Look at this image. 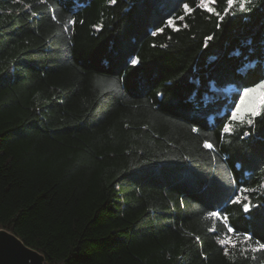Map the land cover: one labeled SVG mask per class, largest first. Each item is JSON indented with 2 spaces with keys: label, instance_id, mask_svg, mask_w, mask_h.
<instances>
[{
  "label": "trees",
  "instance_id": "obj_1",
  "mask_svg": "<svg viewBox=\"0 0 264 264\" xmlns=\"http://www.w3.org/2000/svg\"><path fill=\"white\" fill-rule=\"evenodd\" d=\"M198 2L0 0V228L46 264H264V0Z\"/></svg>",
  "mask_w": 264,
  "mask_h": 264
},
{
  "label": "snow or ice",
  "instance_id": "obj_2",
  "mask_svg": "<svg viewBox=\"0 0 264 264\" xmlns=\"http://www.w3.org/2000/svg\"><path fill=\"white\" fill-rule=\"evenodd\" d=\"M110 2L113 3V4H115L116 0H110ZM214 2H215V0H199V2L197 4V7L201 8V9H204V10H206L209 13H213V12H215V9L213 7H211L210 4H212ZM234 2H235V0H227L228 7L224 10V15H227L228 14V12L232 8V5L234 4ZM245 3H251V0H242V2L240 4L241 10H247L245 8ZM182 7H183V12L185 14H188V13H190V12L193 11V9L189 7V4L187 2H184L183 5H182ZM32 14L35 15L36 13L33 12ZM215 14L221 20L224 18V15H221L219 12H215ZM178 19L183 20L184 17L183 16H180V17H178ZM69 23H75V21L70 20ZM168 24L169 25L173 24V20L170 19L168 21ZM185 27H186V25H185ZM160 31H163V29H160ZM155 34L156 33L154 32L153 35H155ZM209 39H211V37H209ZM137 62L138 61L136 59H133L131 61L132 64H136ZM257 91H261V96H262V98H264V80H262L259 84H257L256 86H254L252 88H245L243 90V95L245 97H247V96H249V95H251L253 93H256ZM241 103H243V101H241ZM240 111H241L240 108L238 106H236V111L232 112V119L233 120L237 119V113L240 112ZM258 114L259 113L255 109H252L251 112H250V115L251 116H255V115H258ZM248 123L249 124L252 123L251 119L248 120ZM193 130L194 131H197V129H193ZM232 131H233V125H232L231 122L225 123L223 125L222 132L224 134L230 135L232 133ZM204 147L205 148H208V149L214 150V146L211 143H209L208 141H205ZM238 191H239L240 195H237L232 200V203H241V207L243 209V212H248L249 211L250 204L248 202H242L241 201V195L243 193L256 191V189L243 188V189H239ZM247 199L248 198L245 196L244 197V200L247 201ZM209 216L210 217H219L220 214L217 213V212H210L209 213ZM222 219L225 220V221L227 220L226 217H222ZM225 231L226 232H233V228L231 226H227L225 228ZM244 239H245V241H247V240H251L252 237L250 235L245 234L244 235ZM255 243L257 245V247L254 249L255 251L264 250V243H261L260 241H256ZM235 246H236L235 244L232 245V247H235Z\"/></svg>",
  "mask_w": 264,
  "mask_h": 264
},
{
  "label": "water",
  "instance_id": "obj_3",
  "mask_svg": "<svg viewBox=\"0 0 264 264\" xmlns=\"http://www.w3.org/2000/svg\"><path fill=\"white\" fill-rule=\"evenodd\" d=\"M0 264H46V258L14 233L0 228Z\"/></svg>",
  "mask_w": 264,
  "mask_h": 264
},
{
  "label": "rangeland",
  "instance_id": "obj_4",
  "mask_svg": "<svg viewBox=\"0 0 264 264\" xmlns=\"http://www.w3.org/2000/svg\"><path fill=\"white\" fill-rule=\"evenodd\" d=\"M231 89H233L232 86L228 87L226 90L229 91ZM241 101H243V103H241ZM263 103L264 98L261 96V91H257L256 93H253L247 97H245L242 93L240 102L238 104V107L241 111L237 113V119L235 120L248 121L249 119H252L254 116L250 115L251 110L255 109L259 113Z\"/></svg>",
  "mask_w": 264,
  "mask_h": 264
}]
</instances>
